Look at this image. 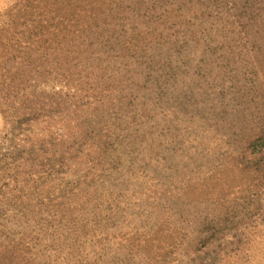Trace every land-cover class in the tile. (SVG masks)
I'll return each instance as SVG.
<instances>
[{"label":"trees","instance_id":"1","mask_svg":"<svg viewBox=\"0 0 264 264\" xmlns=\"http://www.w3.org/2000/svg\"><path fill=\"white\" fill-rule=\"evenodd\" d=\"M16 2L21 15L0 16V264H103V206L121 221L119 183L145 177L146 162L177 137L165 140L156 106L135 104L132 88L175 96L172 84L193 79L207 57L225 67L255 61L257 77L261 58L249 48L261 45V9L231 0ZM206 74L222 110L196 107L203 133L237 144L235 159L263 183V90L245 93L240 72L222 70L219 83ZM220 216L190 215L172 233L216 237Z\"/></svg>","mask_w":264,"mask_h":264},{"label":"rangeland","instance_id":"2","mask_svg":"<svg viewBox=\"0 0 264 264\" xmlns=\"http://www.w3.org/2000/svg\"><path fill=\"white\" fill-rule=\"evenodd\" d=\"M231 1L239 6L254 1L264 24V0ZM22 13L16 0H0V16ZM263 30L264 26L261 45L255 42L249 48L258 61L261 58L257 77L255 61L225 67L207 57L204 65L191 70L193 79L187 76L184 84H172L178 92L175 96L169 88L159 94L144 83L132 88L135 104L156 106L155 123L163 129L165 140L177 137L164 147L165 153L146 162L145 177L130 178V182L124 178L119 183L115 206L122 212L121 221L115 217L114 207L103 206L109 221L103 227L107 233L96 239L103 264H264V182L243 170L238 162L241 157L235 159L237 144L203 133L200 119L205 115L195 110L197 106H202L203 112H209L210 106L222 110L218 105L220 86L207 85V72L217 83L222 70L240 72L239 79L247 85L245 93L252 95L259 87L264 92ZM233 88L229 82L225 92ZM261 104L264 100L258 105L260 110ZM6 129L0 116V134ZM185 201L191 204L181 217L177 211ZM215 214L224 215L216 237L189 235L186 230L172 233L174 225L188 227L184 221L190 215L193 221H203ZM203 229L213 232L208 222Z\"/></svg>","mask_w":264,"mask_h":264}]
</instances>
